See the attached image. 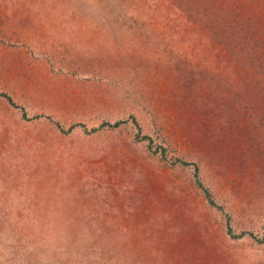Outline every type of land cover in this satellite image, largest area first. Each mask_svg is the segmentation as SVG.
<instances>
[{"label": "rangeland", "instance_id": "1", "mask_svg": "<svg viewBox=\"0 0 264 264\" xmlns=\"http://www.w3.org/2000/svg\"><path fill=\"white\" fill-rule=\"evenodd\" d=\"M0 264H264V0H0Z\"/></svg>", "mask_w": 264, "mask_h": 264}, {"label": "trees", "instance_id": "2", "mask_svg": "<svg viewBox=\"0 0 264 264\" xmlns=\"http://www.w3.org/2000/svg\"><path fill=\"white\" fill-rule=\"evenodd\" d=\"M1 95L5 96V97L10 101V103H11L12 105L15 104V103L12 101V99H11V97H10L9 95H7V94H5V93H1ZM23 114H24V116H26V112H23ZM47 118L50 119L51 121H53L54 124H55L58 128H60V129L63 130V127H62V125H61L59 122L54 121L51 117H47ZM123 122H126V120H119V121L114 122V123L103 122V123H102L101 125H99L98 127H94V128H92V129L90 130V132H97V131L101 130V129L104 128V127H110V128H112V127H117V126H119L120 124H122ZM132 122H134L135 124H138V121H137V119H136L134 116H132ZM78 126H81V127H83L86 131H88L87 127H86L83 123L72 124V125L69 127L68 130L70 131V130H72L73 128L78 127ZM138 129H139L138 135L141 136V134H142V128H141L139 125H138ZM141 138H142V139H145V140H148V142H149V146L151 147L152 139H151L150 136H148V135H142ZM157 150H160V151H161V154H162L163 156L166 155V149H165V148H163V147H157ZM180 162H181V164H183V165H192V164H193V165H196L195 163H191V162H188V161H182V160H181ZM197 169H198V167H197ZM201 185H202V184H201ZM202 187H203V185H202ZM203 188H204V187H203ZM204 190H205V194L207 195V197H208L210 203L213 204V205H215L216 203H215V201L212 199L209 190L206 189V188H204Z\"/></svg>", "mask_w": 264, "mask_h": 264}]
</instances>
